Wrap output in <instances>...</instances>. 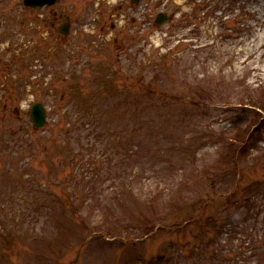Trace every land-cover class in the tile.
Listing matches in <instances>:
<instances>
[{"label":"rangeland","instance_id":"374dc122","mask_svg":"<svg viewBox=\"0 0 264 264\" xmlns=\"http://www.w3.org/2000/svg\"><path fill=\"white\" fill-rule=\"evenodd\" d=\"M23 1L0 0V264H264V0Z\"/></svg>","mask_w":264,"mask_h":264},{"label":"water","instance_id":"95a60500","mask_svg":"<svg viewBox=\"0 0 264 264\" xmlns=\"http://www.w3.org/2000/svg\"><path fill=\"white\" fill-rule=\"evenodd\" d=\"M56 0H24L26 5H44V4H53ZM169 20V17L166 12H160L156 18L157 24H162ZM60 31L63 34H67L69 31V27L67 24H63L59 27ZM32 118L34 119L35 126L41 127L46 122V111L41 102H36L31 111Z\"/></svg>","mask_w":264,"mask_h":264}]
</instances>
